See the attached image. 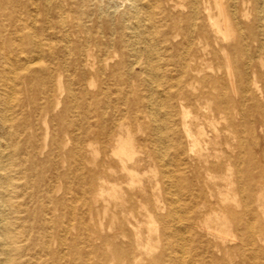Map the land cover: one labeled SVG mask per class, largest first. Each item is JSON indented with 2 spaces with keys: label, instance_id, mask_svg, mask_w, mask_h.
I'll return each mask as SVG.
<instances>
[{
  "label": "rangeland",
  "instance_id": "374dc122",
  "mask_svg": "<svg viewBox=\"0 0 264 264\" xmlns=\"http://www.w3.org/2000/svg\"><path fill=\"white\" fill-rule=\"evenodd\" d=\"M218 1L228 12L232 1L238 13L246 11L238 15L242 25L264 5V0H197V30L190 35L189 0H1L0 51L10 31L7 13L14 11L21 58L30 53L37 60L22 69L20 59L12 81V67L0 70V264H264L263 242L250 241L264 223L256 215L259 209L240 204L247 192L226 189L228 180L236 188L235 167L243 171L253 163L249 154L257 159L264 151L259 108L251 110L248 123L232 104L216 111L206 96L216 90L200 87L192 77L221 75L220 92L231 101L240 97L244 69L232 61L243 45L239 31L222 39L206 25V14L215 16ZM190 40L193 59L183 72L179 55ZM246 41L252 53L255 40ZM261 44L264 50V37ZM254 60L249 75L256 68L264 72L259 57ZM255 83H263L264 93V76ZM249 87L253 90V83ZM180 89L192 131L201 126L207 134L199 152L211 163L216 156L225 159L220 162L231 170L226 178L188 151L180 133ZM201 90L197 99L190 97ZM247 96L250 102L253 95ZM126 130L133 153L125 161L133 175L111 153ZM164 169L171 173L166 183ZM183 178L191 180L198 202L190 212ZM153 196L162 198L161 207L149 203ZM120 197L129 198L131 214L114 205ZM165 198L178 209L180 221L172 211L169 215ZM227 206L241 225L237 230L229 215L222 237L216 227ZM205 220L211 230L202 226Z\"/></svg>",
  "mask_w": 264,
  "mask_h": 264
},
{
  "label": "bare ground",
  "instance_id": "6f19581e",
  "mask_svg": "<svg viewBox=\"0 0 264 264\" xmlns=\"http://www.w3.org/2000/svg\"><path fill=\"white\" fill-rule=\"evenodd\" d=\"M7 1H10L13 4L16 0H7ZM0 3H1V0H0ZM198 6L199 5L197 3V0H189V9H190L189 11H190L191 15H190V13L187 14L186 18L189 19V21H191L190 27H189L191 30L190 35L194 31L197 30L195 19H196L198 12H199ZM226 6H228V5H226ZM263 7H264L263 4L257 6L255 8V15H254L253 19L251 20V22L250 23L247 22L244 25H242V23L240 22L238 15L240 14L242 16H246V11L243 10L241 13L240 12L238 13L239 9L236 7V5H235V3H233V1L231 3V9L229 10V12L226 11L225 6H223L222 2L218 1L216 4L217 11L215 13V16H211L209 13L206 14L207 15L206 16V25L208 26V28L210 29L211 32L217 33L219 35V37H221L222 39H226L228 37V35H230V33L233 31V29L236 28L239 31V38H242L243 45L241 46V43H240L241 51H240L239 55L232 57V61L235 63L236 62L240 63V65H242V67L244 69V71L242 73H240V77H239V78H241L240 80L243 81L242 86H239V88L237 89V91L240 95L239 99L231 101L227 97L225 91L220 92L218 87L220 86V80L222 77L221 75H216V77L209 75V74H202L201 76H198V75L192 76L193 79L200 84V87L201 86H207V87L209 86L210 88L216 90L215 94H212L211 90L206 92V96H209L213 100V102H214L213 108L216 111L225 110L227 104H232L233 106H236L239 109V111H240L239 113L242 114V117L245 120V123H248L250 121V120H248V118L252 115L251 110L252 109L254 110V107L257 106L259 108V111L257 114V121L261 125L264 124V104H262V103H264L263 83L261 85H257L255 83V80L260 81L261 78L264 76V72L261 69L256 68V69H253L252 75H249V73L247 72L246 69L249 68L250 66L253 67L255 65V63H256L255 60H254V63L252 61L253 58H255V57H259L260 62H261L260 63L261 66L264 64V50H263V46L261 44L262 43V37H264V8ZM13 14H14V11H11V12L9 11L7 13V16L11 20V23L9 24L10 25V31H9V36L8 35L6 36V39H7L6 46H5L4 50H2V52L0 51V70L2 72H5V71H9V68L12 67L9 71L11 74V77H10L11 81L15 78V76L17 74V70L15 69V64L18 63L20 59H22V63H21L22 69L29 67V65L31 64L30 62L37 60V57L29 55L30 53L26 56H23V58H21L22 55H20L21 51L19 50L20 37H19L18 30H17L18 26L16 24V21L13 20L14 19ZM244 28L246 30V35H244V32H243ZM202 31H203V33H205V35L207 34V31L204 28H202ZM247 38L255 40L254 43L256 44V46L253 48L252 53H249L250 51H249L247 41H246ZM190 42H193V40L192 41L190 40L189 42H187L186 45L183 46V48L180 52V55H179V64H180L183 72H184L183 68L188 67V61L190 59H193V54H194L192 52L193 46H191L192 44ZM234 47L238 48L239 43H237V45H235ZM221 48L223 49V47H221ZM232 48H233V46H232ZM87 54L90 55L89 53H87ZM225 59L227 61L226 66H225V73H226V75H227V77H228V79L232 85V73L230 71L231 63L227 60V54L225 55ZM209 68H211V66H209ZM26 75L30 76L31 72L28 74L26 73ZM252 76H253V78H251L252 79L251 80L250 77H252ZM2 77L0 76V80H1L0 84H3ZM250 83H253V86H254L253 90H250V87H249ZM162 90L165 92V94H167V90H166L165 86H163ZM201 92L204 93L201 90L198 93L196 92L197 94H190V97L191 98L194 97V99H197V97H199L202 94ZM249 92H250V94L253 95V96H251L252 100L250 102L247 100L248 99L247 94ZM254 97L256 98V100H253ZM177 98H178V106H179V109L181 112L180 119H179L180 133L186 139L188 151L190 153L196 151L195 153L197 154V159L198 158L200 159V156L203 157V161L206 162V163H204L205 169L219 172V173L223 174L222 177L226 178V176L231 172V170H229L230 169L229 163H225V164L221 163L220 161H224L225 159H222V158L220 159V157H218V156H216L217 161L214 163L213 162L211 163L207 157V154H205L203 156L199 152L198 147H199L200 139L202 137H204V135H207V134L205 133V131L202 129L201 126L196 127V131H192L191 124L193 122H192V120H190L186 117L188 115V110L185 109V106H184L183 101H182L186 97L183 94V92L181 91V89L177 92ZM242 101H245V102H242ZM221 102L222 103L224 102V104L226 103V105L222 106V109L219 105V103H221ZM247 102H248V104L246 105ZM149 108H150V106H149ZM158 117H160V116H158ZM161 120L163 121V125L165 127L166 126L165 117L163 116V118ZM123 123H124L123 121L117 122L118 125H122ZM220 130H222V129H220ZM109 131H111V130H109ZM207 139H208V141L209 140L211 141L210 137H208ZM205 144H206V142H205ZM235 151H237V150H235ZM111 153L118 159V161L120 163V167L122 170H124L129 175L134 174L132 172V170L127 167L126 161H125L126 159L130 160L132 157V153H133V143H132L131 137L129 135V132L127 130L125 131L124 134L120 133L118 135L117 146H115V148H112ZM96 154H97V152H96ZM162 159H163V155H162ZM249 159L253 160L252 165H249V164L246 165L244 167L243 171L239 170L236 167L234 169L236 178L233 179V181L236 182V188H234V186L232 185L233 184L232 181L228 180L227 185H226V189L228 188V189H231L233 191L235 190L238 193H240V192L242 193L243 191L247 192L246 198L240 199V204L243 206V204L246 205L247 203H251V204L255 203L257 206V209H259L258 211H260L256 215L258 217H260V218L262 217L264 219V168L262 167L263 166L262 161H264V151L259 153L257 159H253L252 154H249ZM162 165H164L166 167L167 163H165V161H164V162H162ZM252 166L255 169V171H253V172L251 170ZM170 175H171V173L167 172V170L164 169L163 178H164L165 183L170 178ZM183 179H184L183 184H182L183 189L190 192V196L187 197V200H188L187 205L190 208V210H189V212H190L198 206V202L196 199L194 200V198H193L194 194L191 193L192 189H193L190 186L191 180H189V178H186V179L183 178ZM254 187L256 188V195L254 197H252L251 192L253 191ZM172 188H173V186H172ZM111 189H112V196L115 198L116 197L118 198L119 195L116 192V184L115 183H112ZM165 192L168 193L166 191V189H165ZM234 193H233V195H230L231 199L234 200L236 205H239L238 199L235 198ZM227 195H228V190H226L224 192V196H222L221 199L225 200L228 197ZM165 199H166L165 203L170 208V211L168 213H170L172 211L173 214H175V216H176L175 217L176 221L177 222L180 221L181 216L178 215V213H177L178 209H176V206L172 204V201L167 200V198H165ZM149 200H150L149 203H151L154 207H161L162 206V198L159 196H153V198L151 197V199H149ZM128 201H129V198L120 197V200L115 201L114 205L119 206L121 210H123V211L125 210V211H127L128 214H131L130 212L132 209V205H129V204L126 205V202H128ZM176 201L178 202V201H180V199L177 198ZM244 201H245V203H244ZM204 202L205 201H202L203 205H204ZM228 207L229 206H227V208L222 209V215L223 216L220 217L221 223L219 224V227H216V232L219 235H221L222 237H225L228 234L225 227L227 226V224L229 222V217H228L229 215L231 217H233V219H231V220L234 222L235 228H237V230L240 229V225H241V221H240L241 219L240 218L237 219L235 212H233L234 210L231 209V207L230 208H228ZM169 215H171V213ZM188 222L191 223L190 220H188ZM195 222H192V223H195ZM148 223H149V227L154 228V226H155L154 220H150ZM179 226L180 225L177 224L174 227L180 228ZM202 226H204L206 228V230L207 229L211 230V226L207 223L206 220L203 221ZM258 229H259V231L256 235L252 236L250 234L251 235L250 241L252 240V242H253L255 239H257L258 241H262L264 244V236L262 235V233L264 232V223H263V226L260 225ZM180 239L182 240L181 236H180ZM181 243H182V241H181ZM242 245H243L242 242H240L238 244L237 248H242ZM183 250H184V248H183Z\"/></svg>",
  "mask_w": 264,
  "mask_h": 264
}]
</instances>
